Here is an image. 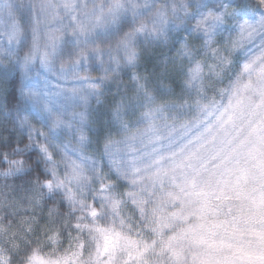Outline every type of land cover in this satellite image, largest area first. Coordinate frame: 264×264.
<instances>
[{
	"label": "snow or ice",
	"instance_id": "obj_1",
	"mask_svg": "<svg viewBox=\"0 0 264 264\" xmlns=\"http://www.w3.org/2000/svg\"><path fill=\"white\" fill-rule=\"evenodd\" d=\"M248 8L0 0V264H264V0Z\"/></svg>",
	"mask_w": 264,
	"mask_h": 264
},
{
	"label": "clouds",
	"instance_id": "obj_2",
	"mask_svg": "<svg viewBox=\"0 0 264 264\" xmlns=\"http://www.w3.org/2000/svg\"><path fill=\"white\" fill-rule=\"evenodd\" d=\"M234 2L245 12H250L251 9L248 8V5L257 3L258 0H234ZM167 52H168L167 49H160V48L149 49L145 53V59L149 62H153L162 58V55H166ZM148 66L151 67V63H149ZM12 75H13L12 73L5 72V75L3 77L4 86L7 88L9 92L12 91ZM3 103H4L3 97L0 96V105H3Z\"/></svg>",
	"mask_w": 264,
	"mask_h": 264
},
{
	"label": "trees",
	"instance_id": "obj_3",
	"mask_svg": "<svg viewBox=\"0 0 264 264\" xmlns=\"http://www.w3.org/2000/svg\"><path fill=\"white\" fill-rule=\"evenodd\" d=\"M16 77H15V73H13L12 75V80L15 81Z\"/></svg>",
	"mask_w": 264,
	"mask_h": 264
},
{
	"label": "rangeland",
	"instance_id": "obj_4",
	"mask_svg": "<svg viewBox=\"0 0 264 264\" xmlns=\"http://www.w3.org/2000/svg\"><path fill=\"white\" fill-rule=\"evenodd\" d=\"M94 74H96V73H94Z\"/></svg>",
	"mask_w": 264,
	"mask_h": 264
}]
</instances>
